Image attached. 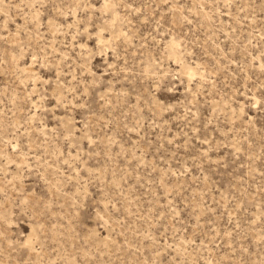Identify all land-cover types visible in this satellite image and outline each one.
Segmentation results:
<instances>
[{
    "label": "rangeland",
    "instance_id": "1",
    "mask_svg": "<svg viewBox=\"0 0 264 264\" xmlns=\"http://www.w3.org/2000/svg\"><path fill=\"white\" fill-rule=\"evenodd\" d=\"M0 264H264V0H0Z\"/></svg>",
    "mask_w": 264,
    "mask_h": 264
},
{
    "label": "bare ground",
    "instance_id": "2",
    "mask_svg": "<svg viewBox=\"0 0 264 264\" xmlns=\"http://www.w3.org/2000/svg\"><path fill=\"white\" fill-rule=\"evenodd\" d=\"M175 49H176L175 47H172V51H173V52L175 51ZM190 71H191V70L188 69V70H186V73H189Z\"/></svg>",
    "mask_w": 264,
    "mask_h": 264
}]
</instances>
